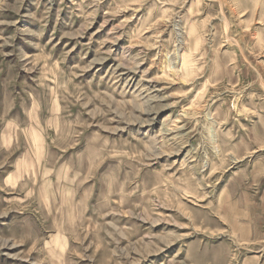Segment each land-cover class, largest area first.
<instances>
[{"label": "rangeland", "instance_id": "374dc122", "mask_svg": "<svg viewBox=\"0 0 264 264\" xmlns=\"http://www.w3.org/2000/svg\"><path fill=\"white\" fill-rule=\"evenodd\" d=\"M0 264H264V0H0Z\"/></svg>", "mask_w": 264, "mask_h": 264}]
</instances>
